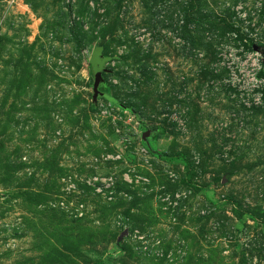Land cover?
I'll list each match as a JSON object with an SVG mask.
<instances>
[{
    "label": "rangeland",
    "instance_id": "374dc122",
    "mask_svg": "<svg viewBox=\"0 0 264 264\" xmlns=\"http://www.w3.org/2000/svg\"><path fill=\"white\" fill-rule=\"evenodd\" d=\"M0 264H264V0H0Z\"/></svg>",
    "mask_w": 264,
    "mask_h": 264
},
{
    "label": "built area",
    "instance_id": "2783aa9c",
    "mask_svg": "<svg viewBox=\"0 0 264 264\" xmlns=\"http://www.w3.org/2000/svg\"><path fill=\"white\" fill-rule=\"evenodd\" d=\"M115 159L117 161L119 156L115 157ZM134 178H132V174L128 172L123 174L122 181L128 184H131L133 181L135 183H143V179H140V177L134 176ZM86 186L91 188L93 193L104 201L110 202L115 198L114 190L116 185L113 177L94 176L86 182Z\"/></svg>",
    "mask_w": 264,
    "mask_h": 264
},
{
    "label": "water",
    "instance_id": "95a60500",
    "mask_svg": "<svg viewBox=\"0 0 264 264\" xmlns=\"http://www.w3.org/2000/svg\"><path fill=\"white\" fill-rule=\"evenodd\" d=\"M94 62V61H93ZM103 72V62L101 61H96L94 62V85H93V98H97V97H103V94L98 92V85L101 82V73ZM149 137V132H146L143 136H142V140L145 142L147 140V138Z\"/></svg>",
    "mask_w": 264,
    "mask_h": 264
},
{
    "label": "trees",
    "instance_id": "16d2710c",
    "mask_svg": "<svg viewBox=\"0 0 264 264\" xmlns=\"http://www.w3.org/2000/svg\"><path fill=\"white\" fill-rule=\"evenodd\" d=\"M99 61H101V60H99ZM92 62H93V61H92ZM101 62H103V61H101ZM92 65H93V67H94V62H93ZM103 69H104V64H103ZM103 97L106 98L107 100H110V99H109L106 95H104V94H103ZM110 102L116 104L113 100H110Z\"/></svg>",
    "mask_w": 264,
    "mask_h": 264
}]
</instances>
